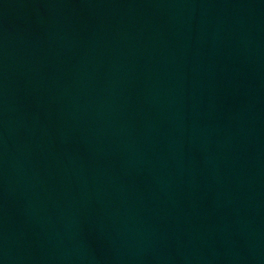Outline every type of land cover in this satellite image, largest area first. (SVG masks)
Wrapping results in <instances>:
<instances>
[{
	"label": "water",
	"instance_id": "water-1",
	"mask_svg": "<svg viewBox=\"0 0 264 264\" xmlns=\"http://www.w3.org/2000/svg\"><path fill=\"white\" fill-rule=\"evenodd\" d=\"M0 264H264V0H0Z\"/></svg>",
	"mask_w": 264,
	"mask_h": 264
}]
</instances>
